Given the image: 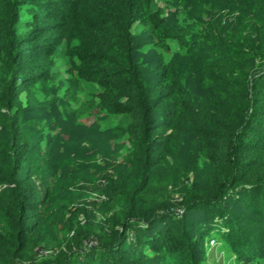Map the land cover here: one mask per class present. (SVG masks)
Returning <instances> with one entry per match:
<instances>
[{
  "label": "trees",
  "instance_id": "trees-1",
  "mask_svg": "<svg viewBox=\"0 0 264 264\" xmlns=\"http://www.w3.org/2000/svg\"><path fill=\"white\" fill-rule=\"evenodd\" d=\"M245 1L264 16V0ZM137 24L149 27L164 51L170 37L179 38V28L161 15L153 0H0V64L7 74L0 92V126L8 136L0 159V210L12 230L11 241L0 243V256L8 264H21L29 240L48 223L49 190L42 189L36 170H26L31 124L19 96L28 82L51 78L60 49L70 58L73 81L93 84L101 106L130 120L126 160L133 183L124 197L126 217L112 226L109 238L99 237L92 259L106 264H206L209 233L199 227L201 217L192 220L200 210L209 226L216 219L224 223L212 228L238 261L264 264V67L251 69L249 49L224 51L213 39L209 46H218L219 53L203 65L215 89L210 105L187 86L184 73L163 53L157 80H149L135 55ZM18 26L24 28L19 36ZM179 45L187 47L180 39ZM258 52L264 58V50ZM189 136L196 139L204 163L195 168L180 215L173 207L157 205L158 199L150 201L149 194L154 186L168 192L174 158ZM119 195L112 193V198ZM67 256L63 264H76Z\"/></svg>",
  "mask_w": 264,
  "mask_h": 264
},
{
  "label": "rangeland",
  "instance_id": "rangeland-1",
  "mask_svg": "<svg viewBox=\"0 0 264 264\" xmlns=\"http://www.w3.org/2000/svg\"><path fill=\"white\" fill-rule=\"evenodd\" d=\"M153 1L161 15L179 28L175 32L179 38L170 37L169 50L164 51L156 46L149 27H134L136 59L144 64L150 81L159 76V55L163 53L166 61L176 63L184 73L187 86L213 105L215 89L203 74L204 60L219 53L218 46H209L213 39L224 51L249 49L251 69L264 67V58L258 52L264 50V16L245 0ZM22 13L26 19L25 10ZM23 31L18 26L17 36ZM179 39L187 47H181ZM60 50L54 56L51 78L39 84L28 82L19 96L22 113L31 124L27 129L32 150L26 170H36L41 175L42 189L49 190L48 223L41 235L29 240L21 264H63L67 255L73 256L71 260L76 264H106L93 260L92 251L99 237L109 238L112 226L126 217L124 197L133 183L127 177L126 160L131 149L130 120L125 114L101 106L93 84L78 78L73 81L70 58L64 49ZM6 80L0 64V92ZM7 137L0 126V159L5 157ZM203 163L196 139L189 136L174 158V176L168 192L154 186L149 200L158 199L157 205L170 206L184 214L183 204L193 185L195 168ZM115 192L120 194L117 199L112 198ZM194 217L202 232L209 233L204 243L206 264H243L233 249L219 239L217 229L212 228L224 224L220 219L209 226L206 212L199 210V215L192 216L193 221ZM11 233L0 210V243L10 242ZM0 264L8 263L0 256Z\"/></svg>",
  "mask_w": 264,
  "mask_h": 264
}]
</instances>
